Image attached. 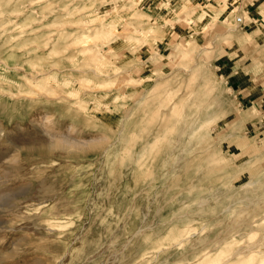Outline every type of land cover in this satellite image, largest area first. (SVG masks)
<instances>
[{"label":"rangeland","instance_id":"obj_1","mask_svg":"<svg viewBox=\"0 0 264 264\" xmlns=\"http://www.w3.org/2000/svg\"><path fill=\"white\" fill-rule=\"evenodd\" d=\"M222 2L217 20L187 0H0V264L264 257V93L238 102L222 69L254 64L260 86L262 66L236 1ZM185 99L213 115L204 140L184 136L167 153L174 132L156 123ZM199 153L214 168L202 181L183 167Z\"/></svg>","mask_w":264,"mask_h":264},{"label":"bare ground","instance_id":"obj_2","mask_svg":"<svg viewBox=\"0 0 264 264\" xmlns=\"http://www.w3.org/2000/svg\"><path fill=\"white\" fill-rule=\"evenodd\" d=\"M39 2V1H38ZM29 5H33V4H29ZM134 8V7H133ZM114 11V10H113ZM130 11V10H129ZM131 11H132V9H131ZM127 14V13H126ZM125 14V15H126ZM95 15H96V13H95ZM67 16V15H66ZM87 16V15H86ZM15 17V16H14ZM103 17V16H102ZM105 17V16H104ZM96 18V17H95ZM135 18V17H134ZM137 19H139V18H137ZM100 20V19H99ZM65 21V20H64ZM124 21V20H123ZM17 23V22H16ZM111 23H113V22H111ZM87 25H89V22H88V24ZM112 25V24H111ZM110 25V26H111ZM108 26V25H107ZM118 26V25H117ZM6 27V26H5ZM119 27V26H118ZM50 28V27H49ZM82 28H84V27H82ZM126 28H129V27H126ZM139 28V27H138ZM141 28V27H140ZM139 28V29H140ZM2 30V29H1ZM25 30V29H24ZM75 30V29H74ZM92 30V29H91ZM108 30V29H107ZM149 30V29H148ZM21 31V30H20ZM57 31V30H56ZM115 31V30H114ZM161 31V30H160ZM89 32V31H88ZM134 33V32H133ZM149 33V32H148ZM109 34V33H108ZM105 35H107V34H105ZM94 37V36H93ZM99 37V36H98ZM97 37V38H98ZM106 37V36H105ZM129 37V36H128ZM218 37V36H217ZM85 38V37H84ZM96 38V37H95ZM94 38V39H95ZM101 38V37H100ZM100 38H98L97 40H99ZM108 38L110 39V35H108ZM108 38H106V39H108ZM111 38H112V36H111ZM130 38V37H129ZM82 39V38H81ZM86 39V38H85ZM89 39H90V37H89ZM92 40V39H91ZM103 40V39H102ZM129 40V39H128ZM86 41V40H85ZM114 41V40H113ZM79 42H82V41H79ZM124 42V41H123ZM135 42V41H134ZM78 43V42H77ZM81 45H84V44H81ZM80 46V45H79ZM106 46V45H105ZM96 48V47H95ZM85 49V48H84ZM90 50H91V48H90ZM98 50V49H97ZM205 50V49H204ZM84 51V50H83ZM82 51V52H83ZM198 52V51H197ZM89 53V52H88ZM93 53V52H92ZM95 53V52H94ZM201 53V52H200ZM91 55V54H90ZM153 55V54H152ZM151 55V56H152ZM96 56V55H95ZM150 56V55H149ZM99 57V56H98ZM103 57V56H102ZM92 58H93V56H92ZM95 58V57H94ZM104 59V58H103ZM80 60V59H79ZM97 60V59H96ZM96 60H95V63H96ZM149 60V59H148ZM112 64V63H111ZM142 66V65H141ZM74 67V66H73ZM110 67V66H109ZM52 69V68H51ZM178 69V68H177ZM204 69V68H203ZM19 70V69H18ZM21 70V69H20ZM33 70V69H32ZM74 70V69H73ZM143 70V69H142ZM201 70H202V67H200V68H197V73L199 74L200 72H201ZM42 71V70H41ZM182 71V70H181ZM88 72H90V71H88ZM116 72V71H115ZM124 72V71H123ZM155 72V71H154ZM187 72V71H186ZM101 73V72H100ZM153 73V72H152ZM93 74V73H92ZM103 74V73H102ZM101 74V75H102ZM107 74V73H106ZM125 74V73H124ZM172 74V73H171ZM30 75V74H29ZM35 75V74H34ZM82 75H85V73L83 74L82 73ZM95 75V74H94ZM152 75V74H151ZM173 75V74H172ZM98 76V75H97ZM106 76V75H105ZM164 76V75H163ZM166 76V75H165ZM186 76V75H185ZM31 77V76H30ZM46 77V76H45ZM94 77V76H93ZM96 77V76H95ZM161 77V76H160ZM176 77V76H175ZM113 78V77H112ZM159 78V77H158ZM150 79H151V77H150ZM157 79V78H156ZM184 80H185V78H184ZM26 82V81H25ZM78 82H80V81H78ZM154 83H155V81H154ZM184 83V82H183ZM201 83V82H200ZM213 83V82H212ZM108 84V83H107ZM128 84V83H127ZM45 85V84H44ZM49 85V84H48ZM81 85H82V83H81ZM109 85V84H108ZM139 85V84H138ZM126 86V85H125ZM127 87V86H126ZM154 88V87H153ZM156 88H159V87H156ZM161 88V87H160ZM160 88H159V90H160ZM217 89H219L218 87H216ZM150 89V88H149ZM142 90V89H141ZM157 90V89H156ZM155 90V91H156ZM173 90H174V88H173ZM38 91V90H37ZM117 91V90H116ZM136 91H138V90H136ZM135 92V91H134ZM145 92V91H144ZM157 92V91H156ZM180 94V93H179ZM122 95L123 96H125L123 93H122ZM130 95V94H129ZM153 95H155V94H153ZM13 96V95H12ZM146 96V95H145ZM166 96V95H165ZM26 97V96H25ZM147 97V96H146ZM214 97V96H213ZM216 97V96H215ZM220 99V98H219ZM65 100V99H64ZM139 100H141V99H139ZM162 100V99H161ZM172 101H173V98L171 99ZM143 101V100H142ZM175 101V100H174ZM219 101V100H218ZM136 102V101H135ZM140 102V101H139ZM221 102V101H220ZM60 103V102H59ZM129 103H130V101H129ZM175 104V103H174ZM218 104V103H217ZM118 105V104H117ZM136 105V104H135ZM177 104H175V106H176ZM171 106V105H170ZM173 107L172 106V110L170 111V112H167V111H164V112H162L161 113V116L163 117V119L162 120H157L158 122L156 123L160 128H163V130L165 129V130H168L169 129V131L171 130V131H173L174 132V135H175V142H176V146H174V145H167L166 146V148H165V152H171V151H173V150H175L176 148H177V143L179 142L178 140L179 139H181L182 137H188V138H191L192 136H194L195 134H197L198 135V137H197V140L198 141H200V140H204L205 139V136H204V134H202V135H199L200 133H201V130H202V128H203V123H208V122H210V119L212 118V115H213V112H212V110H210V106H207V105H205V104H202L201 102H199V101H193V102H191V101H189V99H185V100H180L179 101V103H178V108L176 109V107ZM224 108V107H223ZM158 109H159V107H158ZM90 110V109H89ZM128 110V109H127ZM104 111V110H103ZM129 112V111H128ZM144 112H146V111H144ZM130 113V112H129ZM83 115V114H82ZM121 115V114H120ZM174 117H176V118H174ZM261 117V116H260ZM128 118V117H127ZM174 118V119H173ZM88 119V118H87ZM106 119V118H105ZM154 119V118H153ZM157 118H155V120H156ZM99 122H100V120H99ZM101 123V122H100ZM144 123V122H143ZM155 123V122H154ZM154 123H153V125H154ZM177 123L179 124L178 126H176L177 125ZM225 123V122H224ZM227 124V123H226ZM136 126V125H135ZM151 126V125H150ZM125 127V126H124ZM215 127V126H214ZM144 128V127H143ZM215 128H217V127H215ZM219 128V127H218ZM227 128H229V127H227ZM128 129H130V128H128ZM127 129V130H128ZM133 129V128H132ZM133 130H135V129H133ZM132 130V131H133ZM140 130H141V128H140ZM139 130V131H140ZM147 130V129H146ZM137 131V130H136ZM170 131V132H171ZM155 132H156V130H155ZM154 132V133H155ZM166 132V131H165ZM219 132V131H218ZM132 133V132H131ZM130 133V134H131ZM153 133V134H154ZM217 133V132H216ZM229 133V132H228ZM120 134V133H119ZM144 133H142V135H143ZM226 134V133H225ZM118 135V134H117ZM127 135V134H126ZM141 135V134H140ZM119 136V135H118ZM132 136V135H131ZM151 136V135H150ZM158 136V135H157ZM215 136V135H214ZM127 137V136H126ZM125 137V138H126ZM136 137V136H135ZM139 137V136H138ZM137 137V138H138ZM141 137V136H140ZM143 137H144V135H143ZM153 137V136H152ZM159 137H161V136H159ZM168 137V136H167ZM170 137V136H169ZM124 139V138H123ZM128 139V138H127ZM152 139V138H151ZM103 140V139H102ZM139 140V139H138ZM241 140V139H240ZM128 140H126V142H127ZM137 141V140H136ZM147 141V140H146ZM129 142V141H128ZM134 142H135V139H134ZM64 143H66L67 145H69V144H73V143H70L69 141H64ZM140 143V142H139ZM240 143V142H239ZM122 144V143H121ZM151 144V143H150ZM36 145V144H35ZM127 145V144H126ZM144 145V144H143ZM183 145H184V143H183ZM135 146H137V145H135L134 144V147ZM252 147V146H251ZM124 148V147H123ZM243 148H244V146H243ZM146 149V148H145ZM157 149H159V148H157ZM181 149V148H180ZM194 149H196L195 147H194ZM133 150V149H132ZM243 150V149H242ZM140 151V150H139ZM204 151V150H203ZM138 152V151H137ZM219 152V151H218ZM217 152V153H218ZM104 153V152H103ZM132 153V152H131ZM150 153H152L153 154V152L151 151ZM159 153H162V152H159ZM158 153V154H159ZM186 153V152H185ZM138 154H139V152H138ZM149 154V153H148ZM166 154V153H165ZM172 154H174L173 152H172ZM190 154V153H189ZM141 155V154H140ZM147 155V154H146ZM160 155V154H159ZM219 155V154H218ZM131 156V155H130ZM133 156V155H132ZM152 156V155H151ZM171 156V155H170ZM183 157V156H182ZM210 157H211V155H210V153H207V154H197V158L196 159H193L191 162H186L185 164H184V168H188V167H191L192 169L194 168L195 170H196V172H198V173H201L202 174V178L201 179H199L198 178V181H202L205 177H207V175L209 174H211V173H213L214 172V168L211 166V165H209V160H210ZM217 157H219V156H217ZM224 157V156H223ZM135 158V157H134ZM137 158V157H136ZM164 158V157H163ZM187 158V157H186ZM237 158V157H236ZM243 158V157H242ZM162 159V158H161ZM160 159V160H161ZM165 159V158H164ZM167 159V158H166ZM188 159V158H187ZM139 160V159H138ZM138 160H136V161H138ZM250 160V159H249ZM158 161V160H157ZM227 161V160H226ZM238 161V160H237ZM135 163V162H134ZM235 163V162H234ZM118 164H119V162H118ZM168 164V163H167ZM179 164H181V163H179ZM133 165V164H132ZM166 165V164H165ZM232 165V164H231ZM264 165V164H263ZM170 166V165H169ZM181 166V165H180ZM179 166V167H180ZM118 167V166H117ZM130 167V166H129ZM128 167V168H129ZM175 167H177V166H174V168ZM123 169V168H122ZM260 169V168H259ZM161 170H162V167H161ZM164 170V169H163ZM157 171V170H156ZM168 171V170H167ZM232 171V170H231ZM251 171V170H250ZM176 172V171H175ZM225 172V171H224ZM223 172V173H224ZM133 173V172H132ZM181 173V172H180ZM192 173H193V170H192ZM192 173H191V175H192ZM230 172H228V174H229ZM235 173V172H234ZM247 173V172H246ZM177 174V173H176ZM179 174V173H178ZM226 174V173H225ZM151 175V174H150ZM160 175L162 176V174H161V172H160ZM167 175L168 174H166L165 176L167 177ZM222 175V174H221ZM156 176V175H155ZM169 176H170V174H169ZM178 176V175H177ZM190 176V175H189ZM201 176V175H200ZM199 175H198V177H200ZM257 177V176H256ZM157 178H158V176H157ZM160 178V177H159ZM158 178V179H159ZM168 178H170V177H168ZM182 179H183V177H181ZM132 179V178H131ZM186 179V178H185ZM259 179H260V177H259ZM170 180V179H169ZM252 180V179H251ZM250 180V181H251ZM255 180V179H254ZM184 181V180H183ZM247 182L246 184H245V186H249V185H251V184H253V182ZM256 181V180H255ZM261 181V180H260ZM154 182H155V180H154ZM153 182V183H154ZM159 182V181H158ZM162 182V181H161ZM164 182V181H163ZM169 182V181H168ZM195 182V181H194ZM156 183H157V181H156ZM170 183V182H169ZM184 183H186L185 181H184ZM188 183V182H187ZM203 183V182H202ZM164 184V183H163ZM173 184V183H172ZM196 184V183H195ZM160 185H161V183H160ZM167 184H165V186H166ZM178 185V184H177ZM184 185V184H183ZM190 185V184H189ZM222 185H223V183H222ZM162 186V185H161ZM196 186H198V185H196ZM146 187H147V185H146ZM169 187H170V185H169ZM199 187V186H198ZM198 187H196V188H198ZM242 187V186H241ZM151 188V187H150ZM154 188H155V186H154ZM166 188V187H165ZM179 188V187H178ZM204 188V187H203ZM239 188V187H238ZM145 189V188H144ZM153 189V188H152ZM162 189V192H163V188H161ZM167 189V188H166ZM180 189V188H179ZM234 189H236V188H234ZM143 190V189H142ZM177 190V189H176ZM175 190V191H176ZM184 190V189H183ZM209 190V189H208ZM236 190H238V189H236ZM141 191V190H140ZM147 191V190H146ZM145 191V192H146ZM152 191V190H151ZM241 191V190H240ZM263 191H264V189H263ZM149 192V191H148ZM147 192V193H148ZM205 192V191H204ZM196 193V192H195ZM202 193V192H201ZM221 193H222V191H221ZM241 193V192H240ZM240 193H238V194H240ZM155 194V193H154ZM160 194V193H159ZM163 194V193H162ZM165 194V193H164ZM168 194V193H167ZM262 194V193H261ZM186 195V194H185ZM195 195H197V194H195ZM201 195V194H200ZM212 195H213V192H212ZM229 195V194H228ZM249 195V194H248ZM247 195V196H248ZM259 195V194H258ZM156 196V195H155ZM160 196V195H159ZM163 196V195H162ZM162 196H160V197H162ZM173 196H174V193H173ZM184 196V195H183ZM187 196V195H186ZM199 196V195H198ZM206 196H207V194H206ZM205 196V197H206ZM216 196H218V194L216 195ZM232 196V195H231ZM143 197V196H142ZM151 197H153V196H151ZM164 197V196H163ZM192 197V196H191ZM203 197H204V195H203ZM210 197V196H209ZM147 198V197H146ZM157 198V197H156ZM165 198V197H164ZM199 198V197H198ZM197 197H196V199H198ZM226 198V197H225ZM150 199V198H149ZM152 199V198H151ZM150 199V200H151ZM159 199V198H158ZM196 199H195V201H196ZM162 200V199H161ZM187 200V199H186ZM186 200H184V201H186ZM189 200V199H188ZM210 201V200H209ZM235 201V200H234ZM192 202H193V200H192ZM191 202V203H192ZM225 202V201H224ZM152 203V202H151ZM153 203H155L154 201H153ZM152 203V204H153ZM185 203V202H184ZM190 203V202H189ZM210 203H212V202H210ZM188 204V203H187ZM146 205H148V202H147V204ZM177 205V204H176ZM186 205V204H185ZM217 205V204H216ZM226 205H227V203H226ZM235 205V204H234ZM233 205V206H234ZM157 206V205H156ZM165 206V205H164ZM167 206V205H166ZM181 206V205H180ZM193 206V205H192ZM214 206V205H213ZM224 206H225V204H224ZM228 206H229V204H228ZM261 206V205H260ZM147 207V206H146ZM159 207V206H158ZM191 207V206H190ZM201 207V206H200ZM205 207V206H204ZM210 207V206H209ZM252 210H254L255 209V205L253 204L252 205ZM123 208V207H122ZM148 208V207H147ZM166 208H168V206L166 207ZM187 208V207H186ZM215 208H216V206H215ZM226 208V207H225ZM145 209V208H144ZM154 209H156V208H154ZM159 209V208H158ZM179 209V208H178ZM210 209V208H209ZM247 206H244L241 210H239L238 211V213H244V212H247ZM205 210H207L206 208H205ZM217 210H218V208H217ZM195 211H196V209H195ZM195 211H192V213H194ZM177 212V211H176ZM207 212H211V211H207ZM220 212V211H219ZM152 213V212H151ZM215 213V212H214ZM218 213V212H217ZM159 214V213H158ZM220 214V213H219ZM218 214V215H219ZM146 215H148V212L146 213ZM209 215H210V213H209ZM226 215H227V213H226ZM224 216V215H223ZM153 217H154V215H153ZM152 217V218H153ZM176 217V216H175ZM205 217V216H204ZM207 217V216H206ZM205 217V218H206ZM219 217V216H218ZM226 218V217H225ZM224 218V219H225ZM154 219V218H153ZM152 219V220H153ZM178 219V218H177ZM191 219V218H190ZM200 219V218H199ZM204 219V218H203ZM220 219V218H219ZM192 220H193V218H192ZM207 221V220H206ZM215 221V220H214ZM175 222V221H174ZM184 222V221H183ZM231 222V221H230ZM172 223V222H171ZM186 224V223H185ZM156 225V224H155ZM166 225V224H165ZM167 225H169L168 223H167ZM175 225V224H174ZM184 225V224H183ZM245 225H247V224H245ZM187 226V225H186ZM199 226H200V224H199ZM124 227V226H123ZM142 227V226H141ZM148 227V226H147ZM151 227V226H150ZM192 227V226H191ZM244 227V226H243ZM249 227H250V225H249ZM206 228V227H205ZM223 228V227H222ZM139 229H141V228H139ZM163 230H164V228H163ZM207 230V229H206ZM214 230H216V229H214ZM220 230H221V228H220ZM242 230H243V228H242ZM241 230V231H242ZM50 231V230H49ZM149 231V230H148ZM162 231V230H161ZM197 231H198V229H197ZM202 231V230H201ZM213 231V230H212ZM239 232V233H242V232ZM140 232V231H139ZM248 232V231H247ZM246 232V233H247ZM186 233V232H185ZM198 233V232H197ZM218 233V232H217ZM156 234H158V233H156ZM155 234V235H156ZM206 234V233H205ZM208 236H209V234H207ZM157 236V235H156ZM205 236V235H204ZM219 236V235H218ZM223 235H221V237H222ZM235 236V235H234ZM238 236V235H237ZM248 236H249V234H248ZM133 237V236H132ZM135 237V236H134ZM199 237V236H198ZM184 238V237H183ZM201 238H203V237H201ZM214 238V237H213ZM216 238V237H215ZM220 238V237H219ZM229 238V237H228ZM227 238V239H228ZM263 239V238H262ZM22 240V239H21ZM196 240V239H195ZM198 240V239H197ZM236 240V239H235ZM206 241V240H205ZM210 241H211V239H210ZM258 241V240H257ZM261 241V240H260ZM144 242V241H143ZM147 242V241H146ZM194 242V241H193ZM178 244V243H177ZM192 244H194V243H192ZM259 244V243H258ZM168 245V244H167ZM190 245V244H189ZM196 245V244H195ZM263 245V244H262ZM142 246H143V244H142ZM14 247V246H13ZM217 247V246H216ZM258 246H257V244H256V246H255V248H257ZM200 248V247H199ZM247 248V247H246ZM254 248V247H253ZM240 249V248H239ZM196 250H198V249H196ZM215 250V249H214ZM220 250V249H219ZM222 250H224V249H222ZM245 250V249H244ZM257 250V249H256ZM235 251V250H234ZM238 251V250H237ZM241 251V250H240ZM248 251H252V252H254L253 251V249H251V250H249L248 249ZM248 251H246V252H248ZM244 252V251H243ZM258 252V251H257ZM256 252V253H257ZM191 253V252H190ZM195 253V252H194ZM199 253V252H198ZM255 253V254H256ZM258 253H260V252H258ZM189 254V253H188ZM187 254V255H188ZM201 254V253H200ZM199 254V255H200ZM251 254H253L254 255V253H251ZM192 255H195V254H192ZM241 255H242V253H241ZM241 255H239V256H241ZM246 255V254H245ZM244 255V256H245ZM186 256V255H185ZM215 256V255H214ZM236 256H238V255H236ZM180 258V257H179ZM212 258V257H211ZM180 259H182V257L180 258ZM231 259V258H230ZM177 260H179V259H177ZM176 260V261H177ZM255 260V258H254V256H250V258H249V262H253ZM182 261V260H181ZM231 261H233V260H231ZM229 262V261H228ZM207 263H209V262H207ZM232 263V262H231ZM238 263V262H237ZM238 264H240V263H238ZM254 264H264V257H262L261 259H259L256 263H254Z\"/></svg>","mask_w":264,"mask_h":264},{"label":"crops","instance_id":"obj_3","mask_svg":"<svg viewBox=\"0 0 264 264\" xmlns=\"http://www.w3.org/2000/svg\"><path fill=\"white\" fill-rule=\"evenodd\" d=\"M188 2L193 1L199 5L211 4L217 10L216 19L220 20L224 18V14L229 9V4L222 2V0H187ZM233 1V0H232ZM236 1L237 6L240 8V29L246 33L247 36H250L248 40L251 42L250 48L252 53L259 54L256 57V60L261 61V77L262 85H257L255 82V68L251 67H235V62H230L229 66L223 64L222 69L228 70V73L225 74L232 86L235 88L236 98L238 102L248 103L255 101V96L252 94L254 92L264 93V0H234ZM214 18V19H215ZM211 19H213L211 17ZM246 36V37H247ZM252 37V38H251ZM235 43V42H234ZM263 97L264 95L261 94ZM264 100V98H263Z\"/></svg>","mask_w":264,"mask_h":264},{"label":"built area","instance_id":"obj_4","mask_svg":"<svg viewBox=\"0 0 264 264\" xmlns=\"http://www.w3.org/2000/svg\"><path fill=\"white\" fill-rule=\"evenodd\" d=\"M237 21L240 22V18H238Z\"/></svg>","mask_w":264,"mask_h":264}]
</instances>
